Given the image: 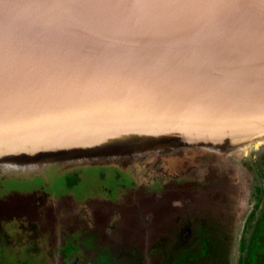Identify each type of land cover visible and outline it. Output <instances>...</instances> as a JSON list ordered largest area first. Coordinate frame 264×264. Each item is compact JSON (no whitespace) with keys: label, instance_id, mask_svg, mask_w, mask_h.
<instances>
[{"label":"water","instance_id":"1","mask_svg":"<svg viewBox=\"0 0 264 264\" xmlns=\"http://www.w3.org/2000/svg\"><path fill=\"white\" fill-rule=\"evenodd\" d=\"M263 143L264 0H0L1 173Z\"/></svg>","mask_w":264,"mask_h":264},{"label":"rangeland","instance_id":"2","mask_svg":"<svg viewBox=\"0 0 264 264\" xmlns=\"http://www.w3.org/2000/svg\"><path fill=\"white\" fill-rule=\"evenodd\" d=\"M262 149L264 151V143L239 154H229L227 158L229 162L234 156L237 157L226 172H220L223 166L214 154H209L205 158L203 152L190 151H181L169 156L150 154L133 159L115 160L108 158L92 162V164L69 162L58 166L50 165L30 172H4L3 175H8L5 177V180L8 181H5L4 185L8 186L2 187L3 189L11 190L18 187L23 191L26 189V192L37 190V194H9L1 198L0 262L3 264H24L23 261L25 264H64L63 260H65L66 264L67 255L62 261L59 260L60 255L63 256L62 252L51 255V252L46 251L44 253L41 251V238L37 231L39 227L41 230L47 231L49 230L48 227L54 226L56 223L62 226L66 236H74L71 238L76 239L79 234L84 233L79 223V215L75 216L78 211L73 206H71L72 208H64V206L58 208L57 205L54 207L51 205L47 209L44 204L39 203L42 201L34 200V198L41 196V198L51 199L50 196L53 194H70L74 202L80 203L87 198L86 196L107 197L108 193L96 186L99 184H108L109 187L113 186L114 190H118L119 193L116 197H107L113 202H109L113 212L116 205L124 207L129 204L137 205L133 201L142 198H146L145 201L149 198H157L151 202V205L155 204L154 209L157 211H154L156 214L149 219L148 215H151L149 212L138 217L132 213L131 209V212L128 210L129 226L124 222L123 227L120 226L121 229L116 228L110 237L105 231H102L101 244L99 240L97 245H93L94 242L97 243L94 240L97 237L92 235L95 233L94 231H90L89 237L83 236L89 242L88 251L85 252L80 249L78 252L75 251L70 258L74 264H95V261L98 264H107V262L112 264H170L164 260V253L177 254L185 252L187 249L191 256H197L199 249L203 247L200 243L201 239L205 237L208 238L207 242L216 240L215 244L219 243L224 248L230 247L234 257L237 253L242 225H244L254 204L251 195L259 184L255 178L259 179L258 173L262 172V167L255 160L257 156L260 157L258 154L261 156L264 154L260 151ZM189 155L197 159L196 166L193 157ZM172 157L179 159L184 170L187 165L190 170H193L188 173L186 179H175L170 183H167L168 180H166L161 190L159 187L153 188L152 179L147 175L148 172L144 173L143 169L146 167L149 170H154L153 173L170 174L173 168L167 161ZM247 158L255 161L256 169L252 167V161H247ZM262 159L264 160V156ZM128 163L134 165V173L126 166ZM119 164L121 165L117 166ZM56 168L60 171L57 172ZM139 171L141 172L140 175H134ZM212 173L216 177L227 174L225 184L215 186L216 179ZM80 174L83 175L82 178H80ZM67 176H71L75 182L77 181L72 188L66 185L65 178ZM41 179H47V181ZM86 179L93 180L94 183L91 188L85 186L86 182L84 181H87ZM15 181L23 184L16 185L14 184ZM12 183L13 187H10ZM122 183L126 187H123ZM128 186L130 187L128 188ZM93 194L94 196H92ZM67 202L70 203V201ZM6 204L9 206L8 208H6ZM151 205L150 202L146 204L150 211ZM77 207L81 208L79 204ZM107 209L105 212H108ZM164 211H167L165 218H163ZM112 215L114 218L118 217L116 212ZM173 215L175 216L171 217ZM119 220L120 223L124 221L122 218ZM144 221L145 223H143ZM150 223H152L150 230H156L153 234L150 231L149 234L151 235L144 233L142 227L143 224L149 225ZM98 232L96 229V233ZM226 239L230 240L231 243L222 242ZM109 240L113 246H110ZM80 241L81 239L78 243ZM213 250L214 244L211 242L207 254ZM113 252H115L114 255ZM212 259L214 258H202L195 264L219 263L218 261L214 263L215 260ZM235 263L236 261L233 259L230 262V264ZM185 264H191V261L185 262Z\"/></svg>","mask_w":264,"mask_h":264},{"label":"flooded vegetation","instance_id":"3","mask_svg":"<svg viewBox=\"0 0 264 264\" xmlns=\"http://www.w3.org/2000/svg\"><path fill=\"white\" fill-rule=\"evenodd\" d=\"M260 151L264 152L263 149L260 150ZM258 155L260 157L257 156V159L255 161L258 162V164L262 167V172H264V168H263L264 160L262 159L264 154L262 156L260 154H258ZM189 156H192V155H189ZM236 157L237 156H234L233 159L230 162L228 160V162H226L225 164L221 165V166H223V168H222V171H220V172L228 171L229 167H231L232 164L236 161L235 160ZM248 160H251V158H247V161ZM193 161H194L195 166H196L197 159L193 157ZM255 161H252V167L256 169V166L254 164ZM167 163H170L172 168H173V170L171 169L172 172L170 174H168V173H162V174L153 173L154 170H149L146 167L143 169L144 173L148 172L147 175L152 179L153 188H158L159 187V190H161L162 187L164 186L166 180H168L167 183H170V181L175 180V179H186L188 177V173L193 170V169L190 170L188 165L186 166V168L184 170L182 163L179 161V159H176V157H172V158H170V160L168 159ZM120 165L121 164H119L117 166H120ZM129 165H130V167H129ZM126 166L128 168H130L129 170H131L132 173H134V168H133L134 165L133 164L128 163ZM56 169H57V172L60 171L58 168H56ZM88 169H90V168H88ZM88 169H87V171H88ZM84 171H86V170H84ZM185 172H187V173H185ZM228 173H230V172H228ZM261 173H258L259 175L257 177L259 179L255 178V179H257L256 181L258 183H263L264 182V180H263L264 178H263V176H261ZM140 174H141V172L139 171L137 174H134V175L138 176ZM212 175L214 176L213 173H212ZM5 177H8V175H0V200H1V198H3L6 195H9V194H14V195L37 194V190L36 191L33 190V191L26 192V189H24V191H23V189H20L18 187H15L14 189H11V190L3 189L2 187L8 186V185H4V182L8 181V180H5L6 179ZM82 177H83V175L80 174V178H82ZM214 177L216 179V181L214 182L215 186H222V185L225 184V182L227 180V174H223L221 177H216V176H214ZM65 179H66V185L69 188H72L75 185V183L77 182V181L75 182L74 178H72L71 176H67ZM41 180L42 181H47V179H45V180L41 179ZM67 180L69 181L70 184L68 183ZM86 180L87 181H84V182H86L85 186L91 188L93 183H94L93 180H90V181L88 179H86ZM16 181L14 183L16 185L23 184V183H20V182L16 183ZM13 182H14V180H13ZM208 183H211V182H208ZM211 184H213V183H211ZM122 185H123V187H126L123 183H122ZM11 186L13 187V183H12V185H10V187ZM96 186L99 187V189H101L102 191H105V193H108L107 197H111V198L113 196L116 197L118 195V193H119L118 190H114L115 188L113 186L109 187L108 184H105V185L99 184V185H96ZM130 186L132 187V185H130ZM130 186H128V188ZM95 190H97V189H95ZM163 193H165V192H163ZM92 196H94V194ZM86 197L87 198L84 199L83 201H81L80 203L74 202V200H72V196L70 194H67V195H55V194H53V195L50 196L51 199L41 198V196H39L37 198H34V200L39 199L40 201H42V202H39V203L42 204V205L44 204L45 208H47V209L51 205H53L52 207H54V205H57L58 208L60 206H64V208H69V207L72 208L71 206H73L78 211L77 214H75V216L79 215V223L81 225V229L84 230V233L79 234L76 237V239H72L71 237H74V236H70L69 234H68L69 236H66L65 233L63 232L64 230H62V226H59L56 223L54 224V226L48 227L49 230H47V231L41 230V227H39L38 224H37V227H39L37 232H38L39 237L41 238V242H40L41 243V247H40L41 251H44V253L46 251L47 252H51V255L52 254L55 255V254H60L62 252V250H65L64 247L73 246L74 249L70 250L69 254H66V253L62 252L63 256L60 255V259L59 260L62 261L64 256L67 255V257L68 256L69 257L66 260L67 261L66 264H74L73 261L70 260V258H71L72 254L75 251L78 252L79 249L81 251L84 250L85 252L88 251L87 245H88L89 242L86 239H84L83 236L89 237L90 236V234H89L90 231H94L95 233L92 234V235L94 237H97V239L96 238L94 239V240L97 241V243L94 242L93 245H97L99 243L98 242L99 240H100V244H101L102 231H105L107 236L110 237V236L113 235L114 230L116 228H120V226L123 227L124 222L126 224H128V226H129L130 222L127 219V211L128 210L130 211V209H131V211H133L132 213H135L138 217H139V215L142 216L141 214L149 212V214H151L150 216L148 215L149 219L153 218L154 215L156 214L154 211H157V210L154 209L155 204L151 205L152 200H155L157 198H155V199L154 198H149V199H147V201H145L146 198H142V199H137V200L133 201L137 205L129 204L126 207L120 206V205H116L114 207L115 208L114 212H116L118 217L114 218V216L112 215L114 212L111 210L112 205H110V203H113L111 199H108L107 197L102 198L100 196H96V197L86 196ZM55 198L57 199L56 201H55ZM67 201H70V203H68ZM149 202H150V205H151V211L146 207V204L149 203ZM78 204H79V206H81V208L77 207ZM108 205H110L109 209H107ZM139 205H142V206H139ZM16 206H23V205H16ZM8 207L9 206L6 204V208H8ZM252 207H253V205H252ZM105 209H107L108 212H105ZM35 211H37V209H35ZM132 213H130V214H132ZM163 213H165L164 216H163V218H165V215H166L167 211H164ZM137 216H135V217H137ZM174 216L175 215H173L171 217H174ZM247 217H248V215H247ZM51 218L53 219V217H51ZM119 218H122L124 221H122L120 223ZM245 222H246V220H245ZM245 222H244V225H245ZM143 223H145V221ZM151 225H152V223H150L149 225L143 224L142 227L144 228V230H143L144 233L149 234L150 231H151V234H153V233L156 232V230H150L151 227H152ZM244 225H242V226L244 227ZM96 229H97V231H99L98 233H96ZM151 234H149V235H151ZM220 234L222 235V232ZM78 239L79 240L81 239L80 243H78L79 242ZM207 239L203 238V240L205 242V247L208 249V247L211 246V242H207ZM77 240H78V242L76 243ZM109 243H110V246H113L111 240H109ZM32 246H33V244H32ZM112 254L114 255L115 252H113ZM164 255H165V257H164ZM164 255H163L164 260L168 261L170 264H175V262H176L175 261L176 254H168V253L165 254L164 253ZM173 255H175V256H173ZM63 261H64V264H65V260H63ZM190 261H191L190 259H187V262H190ZM196 261H198V259ZM196 261H191V264H194ZM216 261H214V263H216ZM0 264H1V262H0ZM95 264H98L97 261H95ZM107 264H112V263H108L107 262ZM143 264H145V263H143Z\"/></svg>","mask_w":264,"mask_h":264},{"label":"trees","instance_id":"4","mask_svg":"<svg viewBox=\"0 0 264 264\" xmlns=\"http://www.w3.org/2000/svg\"><path fill=\"white\" fill-rule=\"evenodd\" d=\"M221 163L222 165L224 164V162ZM0 175H3V173L0 172ZM261 176L264 178V172L261 173ZM259 184L254 189V193L251 195L254 200V204L246 219L244 227L241 229L237 253L234 257L231 254L230 247L224 248L219 243L215 244L216 240L213 241L210 239L209 240L214 244V250L207 254L205 242L201 239L200 243L203 247L199 249L197 256H191L190 252L185 250V252L183 251L182 253L176 254L175 264H185L187 259L196 261L197 259L199 260L208 257L214 258L212 260L219 261V264H230L232 259L236 261L235 264H264V185L263 183ZM222 242L231 243L228 239ZM64 249L65 250H62V252L69 254L70 250H73L74 247L66 246ZM22 263L25 264V261Z\"/></svg>","mask_w":264,"mask_h":264},{"label":"bare ground","instance_id":"5","mask_svg":"<svg viewBox=\"0 0 264 264\" xmlns=\"http://www.w3.org/2000/svg\"><path fill=\"white\" fill-rule=\"evenodd\" d=\"M199 193V192H198Z\"/></svg>","mask_w":264,"mask_h":264}]
</instances>
